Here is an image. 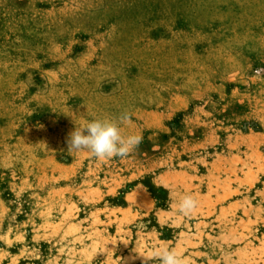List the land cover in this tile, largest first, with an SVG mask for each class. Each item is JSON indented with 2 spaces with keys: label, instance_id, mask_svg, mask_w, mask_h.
<instances>
[{
  "label": "rangeland",
  "instance_id": "rangeland-1",
  "mask_svg": "<svg viewBox=\"0 0 264 264\" xmlns=\"http://www.w3.org/2000/svg\"><path fill=\"white\" fill-rule=\"evenodd\" d=\"M124 110L128 157L67 152ZM161 248L264 264V0H0V264Z\"/></svg>",
  "mask_w": 264,
  "mask_h": 264
},
{
  "label": "clouds",
  "instance_id": "clouds-1",
  "mask_svg": "<svg viewBox=\"0 0 264 264\" xmlns=\"http://www.w3.org/2000/svg\"><path fill=\"white\" fill-rule=\"evenodd\" d=\"M130 120L131 113L124 110L112 119H93L83 127L76 126L65 138L67 152L71 154L87 151L101 161L128 157L138 149L143 140L142 135L122 134L120 125ZM198 206L196 198L185 195L178 204V211L188 216L193 214ZM138 258L141 259V264H149L154 259L158 260L159 264H188L174 248H161L147 255L139 254Z\"/></svg>",
  "mask_w": 264,
  "mask_h": 264
}]
</instances>
